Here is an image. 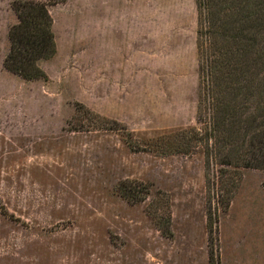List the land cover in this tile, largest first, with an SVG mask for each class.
Masks as SVG:
<instances>
[{"label":"rangeland","instance_id":"obj_1","mask_svg":"<svg viewBox=\"0 0 264 264\" xmlns=\"http://www.w3.org/2000/svg\"><path fill=\"white\" fill-rule=\"evenodd\" d=\"M16 1L0 0V264H264V169L240 159L264 128V55L257 122L214 134L204 0H34L57 45L35 79L5 66Z\"/></svg>","mask_w":264,"mask_h":264},{"label":"trees","instance_id":"obj_2","mask_svg":"<svg viewBox=\"0 0 264 264\" xmlns=\"http://www.w3.org/2000/svg\"><path fill=\"white\" fill-rule=\"evenodd\" d=\"M202 3L204 29L209 36L206 40L210 39L209 50L213 55L207 58L209 96L214 111L212 131L221 132L222 127L228 125L229 131L243 129L249 133L258 120L250 114L251 106L247 102L255 96L256 88V80L248 75L252 74L249 61L255 59L253 53L258 54L256 58L264 55L263 48H259L264 41V0H204ZM14 9L19 23L10 31L12 49L5 66L25 79L43 77L39 61L52 57L57 51L48 4L17 0ZM254 137L259 144L251 155L248 152L240 158L241 166L264 169V128ZM124 186L127 183L121 188ZM124 195L128 197L126 192Z\"/></svg>","mask_w":264,"mask_h":264}]
</instances>
